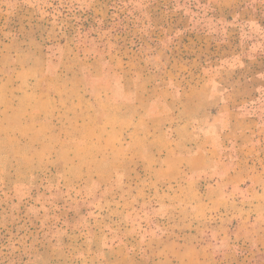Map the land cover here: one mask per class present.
<instances>
[{
	"label": "crops",
	"instance_id": "crops-1",
	"mask_svg": "<svg viewBox=\"0 0 264 264\" xmlns=\"http://www.w3.org/2000/svg\"><path fill=\"white\" fill-rule=\"evenodd\" d=\"M235 1L255 43L203 33L216 66L190 79L132 58L75 70L63 44L56 66L34 39L0 44V150L22 143L90 190L121 173L125 213L156 206L132 240L110 241L108 264H264V0Z\"/></svg>",
	"mask_w": 264,
	"mask_h": 264
},
{
	"label": "rangeland",
	"instance_id": "rangeland-1",
	"mask_svg": "<svg viewBox=\"0 0 264 264\" xmlns=\"http://www.w3.org/2000/svg\"><path fill=\"white\" fill-rule=\"evenodd\" d=\"M235 2L0 0V44L30 46L34 39L32 45L54 66L63 44L75 70L79 62L103 58L114 73L121 58H132L149 61L154 69L171 64L178 79H190L216 66L203 33L242 34L244 42L255 43L256 27L234 15ZM164 49L178 53L174 64ZM61 172L55 163L38 164L22 143L0 150V264H108L103 250L110 241L132 240L142 222L156 217L150 214L154 203L137 202L131 213L124 212L128 186L121 173L90 190L64 184ZM142 238L144 231L138 243ZM138 250L140 256V243Z\"/></svg>",
	"mask_w": 264,
	"mask_h": 264
}]
</instances>
